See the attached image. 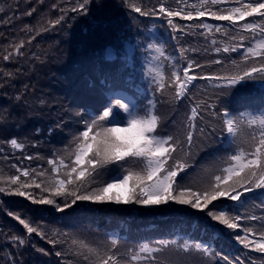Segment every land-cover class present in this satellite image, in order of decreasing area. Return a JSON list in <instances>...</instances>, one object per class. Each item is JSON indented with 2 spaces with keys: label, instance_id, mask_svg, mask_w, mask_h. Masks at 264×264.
Segmentation results:
<instances>
[{
  "label": "trees",
  "instance_id": "16d2710c",
  "mask_svg": "<svg viewBox=\"0 0 264 264\" xmlns=\"http://www.w3.org/2000/svg\"><path fill=\"white\" fill-rule=\"evenodd\" d=\"M202 2L164 0L170 10L184 9L181 16L173 18V23L182 27L173 31L164 18L142 16L131 7L135 4L149 11L158 8V0H89L87 14L71 11L83 0H0V188L6 189L0 192V264H93L95 257L84 260L77 254L79 244L73 241H83L103 252L111 247L113 239L118 241L113 254H127L143 243L151 245L160 239H197L214 253L246 257L245 264H264V254L236 242V234L243 235L239 229H227L207 215L208 210H228L230 214L262 217L264 190L245 193L239 202L226 198L215 201L203 211L174 202L145 206L77 201L69 208H64L60 197H55L52 205L38 202L42 197L53 198L42 189H54L55 181L66 178L69 171L60 166L57 173L48 161L58 163L63 158L70 164L74 159L70 155L74 151L73 137L84 130L82 117L95 114L112 95L123 96L134 105L139 102L143 108L140 115L149 114L148 102L152 101L160 118L158 132L173 135L183 145L172 160L189 164L178 177L186 186L206 188L214 175L228 166L238 148L245 153L253 150L251 145L254 140L258 142L261 129L249 120L264 113V79L257 73L255 78L227 86L226 78L243 75L241 69L260 66L261 58L252 57L247 48L258 50L257 46L264 43V21L247 17L238 22L255 23L257 28L252 31L211 15L196 17L195 10ZM239 6L238 0H221L218 5L209 2L204 8L227 14L228 9ZM189 10L194 13L193 20L184 19ZM62 15L64 20L55 25ZM201 22L212 25L213 30L189 31ZM217 26L220 32L215 31ZM242 36L245 39L241 40ZM153 43L164 48L159 60L154 59L158 53L148 48ZM216 47H229L230 52L216 53ZM181 48L184 57L179 55ZM234 48L237 50L232 51ZM188 59L203 65L190 70V75L223 79H200L195 87L189 85L183 98H177L172 72L177 62L186 67ZM153 68L163 72V90L158 88ZM180 74L183 78L182 71ZM192 107L198 114L189 148L185 140ZM225 110L234 113L238 143L227 141L222 115ZM13 138L25 147L14 148L9 142ZM126 167L141 171L144 165ZM24 169L29 177L23 175ZM120 171L118 166L109 165L97 178L98 183H89L102 186ZM13 176H19L20 181L12 184L9 178ZM21 183L31 185L21 191L29 193L32 200L14 191ZM17 215L38 231L28 233ZM243 224L261 227L251 220ZM157 259L160 264H215L218 257L186 255L170 246ZM120 264L135 262L125 255Z\"/></svg>",
  "mask_w": 264,
  "mask_h": 264
},
{
  "label": "snow or ice",
  "instance_id": "6c2138e0",
  "mask_svg": "<svg viewBox=\"0 0 264 264\" xmlns=\"http://www.w3.org/2000/svg\"><path fill=\"white\" fill-rule=\"evenodd\" d=\"M159 6L153 7L149 11H142L140 6L131 5L132 9L142 16L162 17L166 20L168 26L173 31H176L182 26L173 23L174 17H179L184 12V9L170 10L165 7L164 0H158ZM218 5L221 0H203L200 7L196 8V17H205L211 15L220 21H228L237 28L244 30L255 31L257 25L255 23L245 22L240 25L238 22L245 21L247 17H258L264 21V0H252L249 3H243L238 0L239 7H232L227 10V14H219L210 9L204 8L205 4ZM89 0H83L77 7L71 9L72 12L87 14ZM2 11V9H0ZM194 13L189 10L184 15V19L193 20ZM64 20L63 15L60 19L54 22L55 25L60 24ZM194 28L213 30L212 25L207 23L193 24L189 31ZM216 32L221 31V27L215 28ZM264 31V29H262ZM188 33H185L187 35ZM245 37H241V40ZM215 43V41H213ZM149 49H153L158 55L154 59L159 60L164 56V48L159 44H149ZM257 49L252 47L247 48V53L252 57H260V66H253L250 69H241L243 75L235 77H227V86L235 85L242 79L255 78L259 73L260 79H264V43H260ZM237 49H232L235 51ZM196 51V49H193ZM185 50H179L180 57H184ZM216 53H229L230 48L220 47L215 48ZM8 59V57H4ZM186 59V58H185ZM220 63V61H214ZM202 68L203 65L196 63L193 60H187V66L181 67L179 63L174 65L175 70L172 72V84L175 85V93L177 98H183L189 88L196 86L200 79L219 80L221 77L204 76L198 77L190 75V70ZM183 72V78L181 77ZM155 73L154 79L157 82L158 88H165L163 72L153 68ZM154 105L150 100L148 102V115L138 114L143 110L138 104L134 105L127 102L123 96L112 95L105 99V103L100 108L95 110V114L85 113L82 117L83 131L74 136L75 141L74 151L70 153L74 159L70 164H65L64 159L49 160L48 163L53 165V171L59 173V167L63 166L69 169L65 173L66 178L57 179L55 188H43L42 191L51 193V197H42L38 202L42 204H55V197L63 198L64 208H69L75 205L77 201H94V202H114V203H136L145 206L166 205L174 202L180 205L190 206L196 210H206L209 205L215 201L228 199L239 202L245 193H251L255 190H264V113L259 117H251L249 122L258 126L261 129L258 142L254 140L252 143L253 150L245 153L243 149H237V154L231 155L228 166L222 168L221 174L214 175L213 181L203 189L186 186L178 180V177L183 173L189 164L179 160H172L173 155L178 148L183 145L180 141L171 135H161L158 132L160 118L154 112ZM198 114L196 107L191 108V117L189 118V131L187 132L185 144L190 148L193 145V130H195L194 120ZM224 120L225 131L233 137V142L238 143L237 135L238 128L234 119L227 118L229 113L225 111L222 114ZM201 128L200 132L203 133ZM10 144L16 149H23L25 145L13 138ZM32 159V157H28ZM172 164L169 165V161ZM109 165L118 166L121 171L116 177H113L111 182H104L102 186H93V183H98V177ZM126 165H144L141 171H134L133 167ZM41 172L39 175H43ZM23 175L29 177L30 173L27 169L23 170ZM12 184L20 181L19 176L9 178ZM89 181L93 183H89ZM35 183V180H33ZM69 185L73 187L69 188ZM36 188H41L40 184H35ZM31 187V185L21 183L14 191L21 196H27L32 200L33 197L21 191L22 188ZM6 191L0 188V192ZM70 200V203H69ZM35 202V201H34ZM264 204V202H262ZM61 211L63 209H60ZM264 211V207L261 208ZM207 215L213 220L223 224L230 230L239 229L243 235L236 234V242L245 249L254 250L264 254V216L257 217L255 215L246 216L243 214H230L228 210L213 211L208 210ZM26 228L28 233L37 232L28 224L26 220H21L20 216L15 217ZM245 220L255 221L261 224V227L254 229L253 227L244 226ZM43 235V233H41ZM18 243L22 244L23 240L19 237H13ZM56 243V241H51ZM73 244H79L77 254L83 256L84 260H89L90 256L95 257L93 264H120V259L125 255L131 262L135 264H160L157 255L164 252L172 246L176 252L182 254H201L203 257L211 258L218 257L215 264H219L220 260L224 264H245V259L239 257L230 258L222 253H214L208 244L202 243L197 239H185L182 242L178 239H160L153 244L143 243L138 250H129L127 254L115 252L118 241L113 239L111 247L105 251L97 247L86 244L83 241H73ZM42 251V250H41ZM85 252L87 254H85ZM60 255V253H57Z\"/></svg>",
  "mask_w": 264,
  "mask_h": 264
}]
</instances>
